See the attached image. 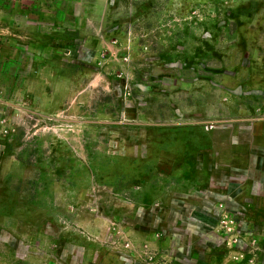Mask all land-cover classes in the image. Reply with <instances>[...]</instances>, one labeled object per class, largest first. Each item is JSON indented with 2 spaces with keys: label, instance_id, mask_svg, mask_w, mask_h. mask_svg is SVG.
Returning a JSON list of instances; mask_svg holds the SVG:
<instances>
[{
  "label": "rangeland",
  "instance_id": "1",
  "mask_svg": "<svg viewBox=\"0 0 264 264\" xmlns=\"http://www.w3.org/2000/svg\"><path fill=\"white\" fill-rule=\"evenodd\" d=\"M0 86V264H264V0H0Z\"/></svg>",
  "mask_w": 264,
  "mask_h": 264
},
{
  "label": "built area",
  "instance_id": "2",
  "mask_svg": "<svg viewBox=\"0 0 264 264\" xmlns=\"http://www.w3.org/2000/svg\"><path fill=\"white\" fill-rule=\"evenodd\" d=\"M10 108V101L4 96L0 86V127H4L7 122V113ZM4 130V129H2Z\"/></svg>",
  "mask_w": 264,
  "mask_h": 264
},
{
  "label": "crops",
  "instance_id": "3",
  "mask_svg": "<svg viewBox=\"0 0 264 264\" xmlns=\"http://www.w3.org/2000/svg\"><path fill=\"white\" fill-rule=\"evenodd\" d=\"M253 154H254V153H253ZM254 156H257V155L254 154Z\"/></svg>",
  "mask_w": 264,
  "mask_h": 264
}]
</instances>
